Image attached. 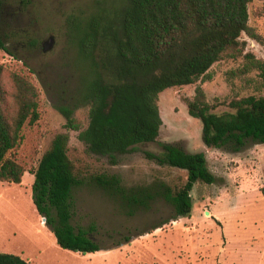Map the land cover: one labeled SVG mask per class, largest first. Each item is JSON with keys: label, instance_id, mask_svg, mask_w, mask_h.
Listing matches in <instances>:
<instances>
[{"label": "rangeland", "instance_id": "obj_1", "mask_svg": "<svg viewBox=\"0 0 264 264\" xmlns=\"http://www.w3.org/2000/svg\"><path fill=\"white\" fill-rule=\"evenodd\" d=\"M124 2L0 0V33L14 54L0 48V63L28 75L40 94L39 119L25 123L21 142L9 154L27 169L22 182L0 180V252L19 254L31 264H264V142L247 138L239 147L232 142L208 147L202 140L201 120L192 117L187 106L198 85L214 110L228 109L235 97L264 96V80L258 70L246 68L244 57L250 52L264 58V0L249 3V25L258 37L241 35L242 55H225L198 81L160 92L163 124L157 141L116 155L115 164L109 156L88 153L79 131H70V157L85 174L118 173L127 184L161 180L176 186L186 181V170L145 157L146 150L162 151L161 142L205 151L216 180L195 184L191 216L170 220L173 206L163 197L155 198L147 210L126 215L114 196L85 184L74 192L73 222L94 228L92 236L100 248L79 253L61 248L37 211L31 170L55 135L67 130L63 109L73 110L82 128L89 124L88 86L99 77V53L93 60L83 58L78 34L92 16L115 17ZM50 37L53 46L44 51ZM6 85L10 89L9 80ZM158 224L162 226L124 242L130 232Z\"/></svg>", "mask_w": 264, "mask_h": 264}, {"label": "trees", "instance_id": "obj_2", "mask_svg": "<svg viewBox=\"0 0 264 264\" xmlns=\"http://www.w3.org/2000/svg\"><path fill=\"white\" fill-rule=\"evenodd\" d=\"M250 2L125 0L115 17L92 16L87 28L80 30L81 56L93 60L99 53V77L88 86L89 124L82 128L73 110L63 109L67 130L55 135L37 167L31 170L35 175L34 204L61 248L79 253L100 248L92 236L94 228L73 222L75 189L89 183L114 196L126 215L147 210L155 198L163 197L173 206L170 220L191 216L195 184L216 180L205 151L191 152L179 144L161 142L162 151L146 150L145 157L161 166L186 170V181L176 186L161 180L127 184L118 173L85 174L70 157V131H79L78 138L88 153L109 156L115 164L116 155L126 154L141 143L157 141L163 124L160 92L198 81L225 55H242L245 48L240 37L244 32L258 37L249 25ZM0 48L14 55L1 33ZM244 57L246 68L258 70L264 80V58L250 52ZM6 80L10 81V89ZM39 95L28 75L0 63L1 181L22 182L27 169L9 154L21 142L25 123L39 119ZM187 106L189 114L201 120L202 140L208 147H222L229 142L239 147L247 138L264 142V96L235 97L228 109L214 110L198 85ZM160 226L130 232L123 237L124 242ZM0 264L31 262L19 254L0 252Z\"/></svg>", "mask_w": 264, "mask_h": 264}, {"label": "water", "instance_id": "obj_3", "mask_svg": "<svg viewBox=\"0 0 264 264\" xmlns=\"http://www.w3.org/2000/svg\"><path fill=\"white\" fill-rule=\"evenodd\" d=\"M53 37H50V39L49 40H47L45 43H44V51H48L49 49H51L52 48V46H53ZM209 213V212H208Z\"/></svg>", "mask_w": 264, "mask_h": 264}]
</instances>
